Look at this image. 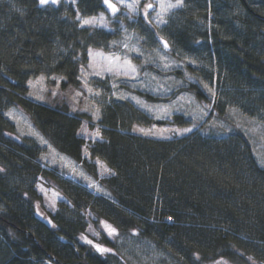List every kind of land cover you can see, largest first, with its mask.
<instances>
[{"label": "trees", "instance_id": "1", "mask_svg": "<svg viewBox=\"0 0 264 264\" xmlns=\"http://www.w3.org/2000/svg\"><path fill=\"white\" fill-rule=\"evenodd\" d=\"M184 3L170 18L168 36L189 55L207 50L213 71L187 64L195 80L181 90L222 120L233 107L264 123V0ZM103 10L104 0H0V264H110L88 241L75 244L86 226L81 211L154 242L181 264L242 259L247 253L264 260V166L241 129L220 133L201 126L184 135L151 137L132 127L192 120L176 113L162 122L129 100L109 102L98 121L102 140L89 145L90 156L113 170L99 178L96 165L83 155L80 129L90 115L73 111L65 100L28 97V81L38 75L62 77L61 89L81 88L89 51H107L113 35L81 25L78 17ZM123 20L127 28L156 39V27L142 17ZM11 106L20 107L53 147L99 179L112 199L44 167L40 145L15 138V124L5 116ZM40 176L71 201L68 217L38 215L34 186Z\"/></svg>", "mask_w": 264, "mask_h": 264}, {"label": "rangeland", "instance_id": "2", "mask_svg": "<svg viewBox=\"0 0 264 264\" xmlns=\"http://www.w3.org/2000/svg\"><path fill=\"white\" fill-rule=\"evenodd\" d=\"M74 0H58L57 3H68ZM118 5L113 12L104 4V10L92 16H79L81 25L99 27L112 33L109 49H91L86 65L81 68V88L61 89L60 76L38 75L28 81V97L44 103L65 100L73 111H84L90 115V121H84L80 134L86 143L83 155L96 165L99 178L108 177L113 170L100 158H92L89 145L102 140L99 120L105 104L119 100H129L155 120L172 121L176 113L191 118L188 125L168 123H153L151 125H134L132 131L137 134L156 138H169L184 135L204 126L212 132H227L233 128L241 129L249 138L258 162L264 166V123L244 115L236 108L228 110V118L222 120L210 114V107L199 101L191 92L181 90L188 81H194L187 68L191 64L197 69H206L208 74L213 71L207 50L197 48L193 54H187L179 47H174V41L168 36L173 24L170 18L176 10L184 8V1L178 7L161 12L160 0H135V8L128 5L134 0H112ZM165 3L176 4L177 0H164ZM153 5L151 10L147 5ZM142 17L156 27V39L140 35L137 31L126 27L124 18ZM117 19L116 25L113 23ZM92 20V23H84ZM163 20V22H161ZM165 38L171 45L166 51L160 43ZM212 61L214 59H211ZM134 69V71H133ZM99 73V74H97ZM54 80L49 83V80ZM209 93L214 89L208 82L202 84ZM137 91L156 97L149 100ZM135 98V99H134ZM141 103H138L137 101ZM5 116L16 127L15 138L29 137L41 147L39 160L42 165L62 176L77 182L95 194L112 199L110 191L99 179L91 175L81 164L70 156L59 152L36 128L31 117L18 106H11L5 111ZM143 129L145 131H140ZM190 129V131H183ZM99 133V135H97ZM148 133V134H145ZM36 193L39 194L37 212L47 220H54L56 215L68 217L73 209L71 201L51 181L39 177L35 182ZM84 216L85 230L78 235L79 243L86 245L87 241L97 243L101 248L100 256L110 264H181L171 253L166 252L154 242L122 233L119 226L112 220L96 218L92 213L80 212ZM98 219V220H97ZM105 225H110L116 232L109 235ZM94 252L95 249L91 248ZM242 259H226L222 262H205L204 264H264L254 254H244ZM44 264H55L47 260Z\"/></svg>", "mask_w": 264, "mask_h": 264}, {"label": "snow or ice", "instance_id": "3", "mask_svg": "<svg viewBox=\"0 0 264 264\" xmlns=\"http://www.w3.org/2000/svg\"><path fill=\"white\" fill-rule=\"evenodd\" d=\"M48 2H49V0H40V3H41V4H46V3H48ZM51 2H52V3H57L58 0H51ZM105 3L108 5V7H109L110 9H112L113 12H116V11H117L116 6H115L114 4L109 3V0H105ZM181 3H182V0H177L176 4L165 3L164 0H160L159 7H160V9H161V12L163 13V12H167V11H168L169 9H171V8H174V7H178V6H180ZM128 7H129L130 9H134V8H135V0H134V3L128 5ZM147 7H148V8H152L153 5L148 4ZM92 22H93L92 20H85V21H84V23H86V24H88V23H92ZM161 22H163V20H161ZM165 46L167 47L166 44H165ZM133 71H134V69H133ZM97 74H99V73H97ZM134 99H135V98H134ZM137 102H138V103H141L139 100H138ZM140 131L143 132V131H145V130L140 129ZM183 131H190V129H184ZM145 134H148V133H145ZM97 135H99V133H97ZM105 227L108 229L109 235H112V234H114V233L116 232V229H115V228H112L110 225H105ZM89 243H91V242L89 241ZM97 247H98V250H100V251H102V252H103V251H109L108 249H103V248H100L99 246H97Z\"/></svg>", "mask_w": 264, "mask_h": 264}, {"label": "water", "instance_id": "4", "mask_svg": "<svg viewBox=\"0 0 264 264\" xmlns=\"http://www.w3.org/2000/svg\"><path fill=\"white\" fill-rule=\"evenodd\" d=\"M104 3H105V0H104ZM109 3H111V4H114L115 6H116V8L118 9V5L115 3V2H113L112 0H109ZM105 5L106 6H108L106 3H105ZM153 8V7H152ZM152 8H148L149 10H151ZM160 43H161V45L163 46V48L166 50V51H170L171 50V45H170V43L168 42V40L167 39H165V38H161L160 39ZM165 44L167 45V47L165 46ZM91 243V245H92V247L100 254L101 253V251L100 250H98V247L97 246H99L97 243H95V242H93V241H90ZM88 243H89V241H88ZM100 247V246H99ZM101 248V247H100ZM53 257V256H52Z\"/></svg>", "mask_w": 264, "mask_h": 264}]
</instances>
